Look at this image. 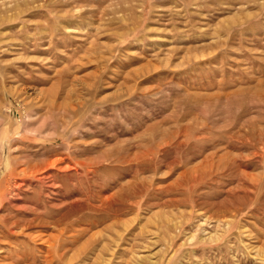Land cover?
Listing matches in <instances>:
<instances>
[{
	"label": "rangeland",
	"instance_id": "1",
	"mask_svg": "<svg viewBox=\"0 0 264 264\" xmlns=\"http://www.w3.org/2000/svg\"><path fill=\"white\" fill-rule=\"evenodd\" d=\"M0 234V264H264V0H0Z\"/></svg>",
	"mask_w": 264,
	"mask_h": 264
},
{
	"label": "bare ground",
	"instance_id": "2",
	"mask_svg": "<svg viewBox=\"0 0 264 264\" xmlns=\"http://www.w3.org/2000/svg\"><path fill=\"white\" fill-rule=\"evenodd\" d=\"M13 212H14V211H13ZM7 220H8V219H7ZM5 221H6V220H5ZM10 221H11V220H10ZM11 222H12V221H11ZM11 222H10V223H11ZM13 222H14V221H13ZM13 222H12V223H13ZM2 223H3V222H2ZM15 223H16V222H15ZM34 223H35V222H34ZM27 224H28V223H27ZM5 225H6V222H5ZM5 225H4V226H5ZM8 225H9V224H8ZM14 225H17V224H14ZM17 227H18V226H17ZM14 228H15V227H14ZM7 229H8V228H7ZM3 230H4V229H3ZM11 231H13V230H11ZM4 232H5V231H4ZM15 232H16V231H15ZM13 233H14V231H13ZM0 235H1V234H0ZM17 236H18V235H17ZM13 237H14V236H13ZM0 240H1V238H0ZM7 240H9V239H7ZM4 241H5V240H4ZM11 242H12V241H11ZM12 244H13V243H12ZM2 245H3V244H2ZM6 245H7V244H6ZM13 245H14V244H13ZM8 247H9V246H8ZM14 247H16V244H15V246H14ZM6 248H7V246H6ZM3 249H4V248H3ZM16 249H17V248H16ZM7 250H8V249H7ZM9 250H10V249H9ZM20 251H21V249H20ZM11 252H13V251L11 250ZM9 253H10V252H9ZM24 253H25V252H24ZM6 254H7V253H6ZM19 254H20V253H19ZM15 255H16V254H15ZM15 255H14V256H15ZM21 255H22V254H20V255H17V260H19V259H21V258H22V256H21ZM3 256H4V255H3ZM9 257H11V255H9ZM11 258H13V257H11ZM11 258H10V259H11ZM13 259H14V258H13ZM28 260H29V259H28ZM32 260H33V259H32ZM10 261H11V260H10ZM24 261H25V259H24ZM1 262H2V261H1ZM1 262H0V263H1ZM3 262H5V261H3ZM3 262H2V263H3ZM6 262H7V261H6ZM11 263L13 264V263H14V261H13V262H11ZM7 264H8V263H7ZM15 264H16V263H15Z\"/></svg>",
	"mask_w": 264,
	"mask_h": 264
}]
</instances>
